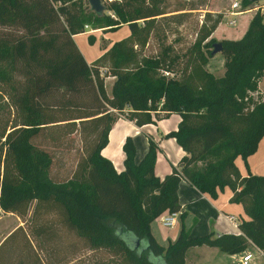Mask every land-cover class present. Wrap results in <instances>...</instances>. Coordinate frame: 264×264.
I'll return each instance as SVG.
<instances>
[{"label": "trees", "instance_id": "trees-1", "mask_svg": "<svg viewBox=\"0 0 264 264\" xmlns=\"http://www.w3.org/2000/svg\"><path fill=\"white\" fill-rule=\"evenodd\" d=\"M241 2L247 6L255 1ZM88 3L0 0V207L18 215L23 223L16 231L26 240L7 264H48L41 252L50 251L64 233L111 254L110 260L96 264H187L188 248L203 244L230 254L248 249L250 241L242 233L191 235L184 224L175 240L166 245L157 240L151 223L164 211H180L182 179L213 198L231 187V200L242 203L249 216L242 228L264 247V174L252 173L248 164L264 136V101L249 110L238 99L257 87L264 71L262 17L254 14L242 37L220 40L224 74L205 71L206 85L194 87L187 65L181 69L183 78L177 77L182 54L171 43L163 42L133 70L114 66L102 74V66L88 62L74 37L90 23L109 30L126 24L131 36L146 42L157 25L160 29L168 19L182 23L187 11H177L195 6L169 9L166 0H108L117 21ZM219 22L217 18L200 28L190 54L204 62L214 56L212 33ZM108 75L116 77L111 95L105 88ZM85 90L92 91V104L66 105ZM173 113L181 121L166 137L175 138L186 154L164 177L155 172L158 145L151 137L139 162L132 136L126 137L120 171L102 155L118 114L142 126ZM77 134L84 147L76 167L69 177L55 178V154L41 143ZM238 156L248 167L245 176Z\"/></svg>", "mask_w": 264, "mask_h": 264}, {"label": "rangeland", "instance_id": "rangeland-1", "mask_svg": "<svg viewBox=\"0 0 264 264\" xmlns=\"http://www.w3.org/2000/svg\"><path fill=\"white\" fill-rule=\"evenodd\" d=\"M234 1H238L242 8L249 6H243L241 2L242 0H166L169 9H174L180 4H188L189 6H195L196 8L177 11H187L184 13L183 22L176 23L169 19L167 20L168 22L164 21V24L161 25L160 29H158L157 25L155 29L151 30L146 42H139L134 36H131L130 29L126 24L115 30H109L100 28L93 23L86 25V33L83 34V36H78L76 41L79 48L81 47L82 51L88 56V58L92 59L96 54H99V49L104 52L103 55L96 60V63L102 66V74H107L108 69L113 68L114 66L126 70H133L135 66L142 63L148 55L156 54V52L160 50V46L163 45V42L166 44L171 43L175 46V49L182 54L179 64L180 73L177 74V77L183 78V72H181V69L187 65V71L189 72L188 81L194 87H204L206 85L205 71H211L216 76H222L224 74L225 56L222 52H218L204 62L195 54H190V50L199 37L198 31L200 28L203 25H211L217 18H220V22L223 21V31H234L235 28L232 27L233 25L229 24V20L232 19L230 11ZM103 2L106 6L103 13H108L116 19L117 16L115 15V12L112 9H109L108 0H103ZM88 5L90 4L88 3ZM88 10L91 9L88 8ZM177 12H169L168 14ZM226 14L230 15L227 16ZM248 14L250 15L252 13L249 12ZM140 23L144 25L143 21ZM3 31V28L0 27V33ZM89 34H92V36ZM223 36H226V34ZM214 38L216 41H220L224 37ZM113 45L114 47L110 49ZM111 81V75L105 77L106 91L107 89L112 90V88H110ZM70 100L71 101H68L69 103L66 104L67 106L88 105L94 102V95L92 91L85 90L81 92V94L75 95ZM41 144L51 149L55 154V161L51 169L52 175L55 178L60 179L69 177L75 169L77 160L82 154V149L84 147L79 138V134L66 135L56 143L52 142L51 139H47ZM251 160H254L257 164L258 168L256 169H258V172H256V174H264V139L261 142L259 149L252 155V157H249L248 164L250 163V166ZM238 165L241 174L243 173V176L246 175L248 173V167L242 158L238 160ZM254 169L255 168H252L253 171ZM33 208L34 202H32L26 216L27 224L32 220ZM54 216L55 215H51L53 218ZM22 223L23 222L19 219L18 215L13 212H4L2 209L0 215V245L2 244L0 249V264H7L6 260L10 254H13V252L20 247H25L26 240L22 235V231H16ZM156 224L157 223L154 224V229L158 230V224ZM261 228L262 225L258 224L256 228V230H258L257 232H259ZM63 237V239L56 241L55 244H53L54 246H51L50 251L44 250L43 253L41 252L44 259L48 261V264H96L97 262H105L112 258L111 254L105 249L90 248L82 238H77L76 236L68 237L67 233H64ZM223 256H212L213 259L210 260V263L221 264L225 261L228 264H240L237 261L232 262L227 257L228 255L224 254ZM200 257L207 256L202 254ZM254 260L257 264H264V258ZM250 262V264H256L254 261Z\"/></svg>", "mask_w": 264, "mask_h": 264}, {"label": "crops", "instance_id": "crops-1", "mask_svg": "<svg viewBox=\"0 0 264 264\" xmlns=\"http://www.w3.org/2000/svg\"><path fill=\"white\" fill-rule=\"evenodd\" d=\"M249 12L252 14L249 15ZM230 14L226 15L228 16ZM253 16V11H244L237 15H232V18L236 19V23L231 25H233L232 27L236 30L234 29V31L232 32L227 31L228 33L226 31H223V21H221L212 33V36L217 38H240L246 32ZM85 33L86 32L77 34L74 37L75 40L78 36H83V34ZM224 34H226V36H223ZM99 52L100 53L96 54V56H94L92 59L88 58V56L84 54V52L83 54L85 55L89 63H94L104 53L103 51H100V49ZM111 78L112 81L110 88H112L113 82L116 77L111 76ZM107 93L111 95L112 90L107 89ZM180 121V114L173 113L169 117L157 120L156 123H146L142 126H139L134 120L129 119L125 115L118 114L116 121H114L111 125L108 144L102 149L101 153L103 156L111 159L116 169L120 171L124 168L125 152L123 150V145L126 137L132 136L135 142V158L137 162H139L147 152L149 148V137H151L158 145L155 172L159 177L162 178L166 174L172 172L173 166H178L182 156L186 154V151L176 142L175 138L166 137V134L170 130L178 128ZM263 139L264 136L259 142L257 150L259 149ZM254 153L249 155V157H252ZM240 158L242 157L238 156L236 158L237 165ZM252 168H255L254 171L252 170ZM256 168H258L257 164L254 160H251V172H258V169ZM178 193L181 203L180 213H184L183 218L180 217L176 225L172 227H165L162 225L159 219L161 214L166 213V211H164L151 223L152 232L161 244L166 245L170 240H175L179 234L182 224H184L186 228L190 229L191 235L206 234L210 231H214L217 234L223 232L242 233L250 241V246L248 247V249L235 254L227 253L220 250V248L216 246L207 244L191 246L186 252L187 264H212L210 263V260L213 259L212 256H223L224 254L228 255L227 257L232 262L237 261L238 263L243 264L241 262V259L246 251H251L253 254V257L251 260H249L248 264L251 263L250 261H254L257 264L254 259L259 260L260 258H264V247L252 237L247 235L242 228L243 220L249 219V216L242 203L233 202L231 200L233 194V190L231 189V187L227 186L224 191L219 193L218 197L213 198L210 195L201 192L187 180L182 179L179 185ZM230 216L237 220V222L239 223V229L233 226V224L229 220ZM155 223L158 224V230L154 229ZM202 254L207 257H200ZM221 264L228 263L224 261Z\"/></svg>", "mask_w": 264, "mask_h": 264}, {"label": "built area", "instance_id": "built-area-1", "mask_svg": "<svg viewBox=\"0 0 264 264\" xmlns=\"http://www.w3.org/2000/svg\"><path fill=\"white\" fill-rule=\"evenodd\" d=\"M244 11H253L254 14L258 13L264 21V0H257L253 4L245 8H242V6L238 1L233 2L230 11L232 15H237ZM229 23L235 24L236 19L235 18L230 19ZM165 74L172 75V73H170L169 71H165ZM238 99L240 100L243 99L247 104L246 108H248L249 110H253L257 104L264 101V71L257 80V87L255 89H249L247 94L243 98L238 97ZM179 218H180V211H166V213L161 214L159 217L162 225L165 227H172L176 225L177 222L179 221ZM229 220L231 221L234 227L239 229V223L235 218L230 216ZM252 257H253L252 252L246 251L241 259V262L243 264H248L249 260H251Z\"/></svg>", "mask_w": 264, "mask_h": 264}, {"label": "water", "instance_id": "water-1", "mask_svg": "<svg viewBox=\"0 0 264 264\" xmlns=\"http://www.w3.org/2000/svg\"><path fill=\"white\" fill-rule=\"evenodd\" d=\"M252 1H257V0H252ZM90 8L97 12L98 14L103 13L105 10L106 6L103 2V0H89ZM223 48L222 42L221 41H216L213 46V54L215 55L218 52H221ZM2 213V208L0 207V215Z\"/></svg>", "mask_w": 264, "mask_h": 264}]
</instances>
